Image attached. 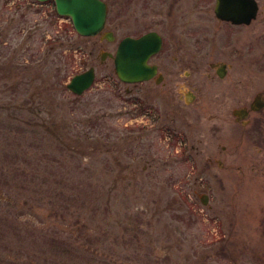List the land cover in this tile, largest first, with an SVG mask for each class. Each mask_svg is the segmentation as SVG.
I'll use <instances>...</instances> for the list:
<instances>
[{"label":"rangeland","instance_id":"obj_1","mask_svg":"<svg viewBox=\"0 0 264 264\" xmlns=\"http://www.w3.org/2000/svg\"><path fill=\"white\" fill-rule=\"evenodd\" d=\"M33 2L0 0V264H264V131L186 103L187 82L130 92L92 37ZM199 140L238 146L234 167Z\"/></svg>","mask_w":264,"mask_h":264},{"label":"flooded vegetation","instance_id":"obj_2","mask_svg":"<svg viewBox=\"0 0 264 264\" xmlns=\"http://www.w3.org/2000/svg\"><path fill=\"white\" fill-rule=\"evenodd\" d=\"M101 1L106 4L104 25L95 35L86 37H92V46L100 50L97 59L102 68L111 66L116 74L115 61L122 40L153 34L148 44L154 47L146 64L155 73L144 81L192 84L194 91L186 93V103L196 101L198 109L209 110L217 119L229 114V120L242 130L264 131V0H227L226 8L238 12L240 21L221 18L216 11L218 0ZM44 3H53L56 12L54 0ZM220 25L226 26L224 32L217 31ZM216 37L224 39V47L215 43ZM158 41L160 45L156 49ZM225 47L227 52H219ZM229 76L232 81L226 94L218 83ZM136 84L131 83L130 92ZM235 89L237 92L231 97L230 91ZM163 94L171 96L172 92ZM199 143L196 154L206 162L234 167L230 161L236 157L238 146L211 145V140L204 145L201 140ZM246 166L244 169L239 164L236 168L246 170ZM201 200L206 203L207 197Z\"/></svg>","mask_w":264,"mask_h":264},{"label":"water","instance_id":"obj_3","mask_svg":"<svg viewBox=\"0 0 264 264\" xmlns=\"http://www.w3.org/2000/svg\"><path fill=\"white\" fill-rule=\"evenodd\" d=\"M237 1V0H232ZM216 7V11L221 18L240 21L238 12L226 8L227 0H222ZM56 9L59 14L69 15L73 25L81 35H94L102 27L106 17V4L101 0H55ZM150 35V34H149ZM149 35H144L138 39L125 38L120 46V57L116 61L117 72L123 79L135 78L144 79L147 77L149 67L145 60L154 47L148 44ZM119 55V53H118ZM94 78V68L75 74L67 84V87L75 92L82 93L90 86ZM205 202V201H204Z\"/></svg>","mask_w":264,"mask_h":264}]
</instances>
